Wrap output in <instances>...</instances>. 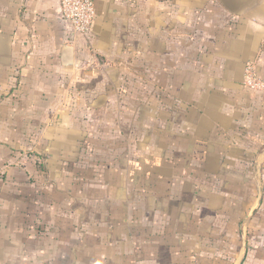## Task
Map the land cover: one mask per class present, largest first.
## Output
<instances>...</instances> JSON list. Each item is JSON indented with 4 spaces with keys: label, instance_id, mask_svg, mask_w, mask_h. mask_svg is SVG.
<instances>
[{
    "label": "crops",
    "instance_id": "0c3cea01",
    "mask_svg": "<svg viewBox=\"0 0 264 264\" xmlns=\"http://www.w3.org/2000/svg\"><path fill=\"white\" fill-rule=\"evenodd\" d=\"M0 0V264H264V0Z\"/></svg>",
    "mask_w": 264,
    "mask_h": 264
},
{
    "label": "built area",
    "instance_id": "2783aa9c",
    "mask_svg": "<svg viewBox=\"0 0 264 264\" xmlns=\"http://www.w3.org/2000/svg\"><path fill=\"white\" fill-rule=\"evenodd\" d=\"M61 15L74 39L89 38L97 19L95 0H61ZM245 86L255 92L264 90V81L258 77L252 64L247 68Z\"/></svg>",
    "mask_w": 264,
    "mask_h": 264
}]
</instances>
